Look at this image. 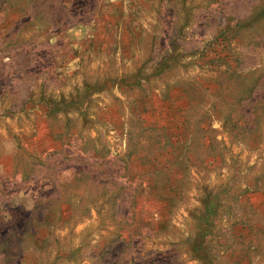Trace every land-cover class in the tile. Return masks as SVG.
Instances as JSON below:
<instances>
[{
    "label": "rangeland",
    "instance_id": "1",
    "mask_svg": "<svg viewBox=\"0 0 264 264\" xmlns=\"http://www.w3.org/2000/svg\"><path fill=\"white\" fill-rule=\"evenodd\" d=\"M128 6L80 36L62 32L96 27L100 0H0V264H205L209 195L213 263L264 264V0ZM249 95L240 142L224 117ZM163 125L194 130L171 131L167 170Z\"/></svg>",
    "mask_w": 264,
    "mask_h": 264
},
{
    "label": "trees",
    "instance_id": "2",
    "mask_svg": "<svg viewBox=\"0 0 264 264\" xmlns=\"http://www.w3.org/2000/svg\"><path fill=\"white\" fill-rule=\"evenodd\" d=\"M61 29H59L60 31ZM55 31H58V30H55ZM58 31V32H59ZM257 82H259V85L261 84V81L259 80H256ZM258 102L259 100L256 99L254 96L252 95H249V96H246V97H241V98H236L235 101H230L229 102V107H231L232 104H234L236 107L239 106L238 108H230L228 113L226 114V116L224 117V123H223V127L225 128V131H227L234 139L240 141V142H243V140H241V134H242V131L243 129L245 131H255L256 130V127H243V121L241 122V119H243V111L245 108H248V114L252 115L253 113H255V111H257L258 109ZM252 119H255V117H253ZM250 120H248L247 122H249ZM173 126V125H172ZM172 126H166V125H163L161 126L160 128L157 127V126H152L150 129L151 131L152 130H155V131H162L164 132L163 134H158V137L161 136V138L164 139V143H161L158 148H159V154L157 156L161 157L162 159L161 160H165V168L167 170L168 167H170V165H173V163L171 162V160L169 158H167V154H165V151L167 149H170V146L171 148L175 145H173V138L175 137L174 134H176L173 130H172ZM184 132H182V127H179V128H176V136L179 138V137H182L184 138L185 140H188V136L190 134V137H191V141L192 139H194V130L190 131L189 130V127H185L184 128ZM164 130V131H163ZM187 130L190 131V133L188 134L187 133ZM198 130L200 131H203V132H207V131H213V128L211 127V125H206V126H202L198 128ZM168 131V132H167ZM174 132V134L172 132ZM171 132V133H170ZM212 140L211 137L203 134V141L205 143V145L207 143H209L210 141ZM211 143V142H210ZM209 145V144H208ZM179 147V146H177ZM207 147V146H206ZM132 148L131 147V151L130 153L132 152ZM176 148V147H175ZM180 148V147H179ZM185 153L183 152V155ZM155 155V154H154ZM182 155V154H181ZM155 158V156L153 157ZM183 158L184 156H182V159L180 160V162L176 163L177 165L179 164V166L177 167V173L173 174L175 175V177H171V174H166L167 176H165V189L169 192L170 196H167L168 198V202L171 203V204H174L177 199H178V196L180 193H175L174 190H179V185L181 186L182 183L185 181V177H186V173L184 172L185 170V166L183 165ZM186 159V158H184ZM188 160V159H186ZM147 161H151V157H148L147 158ZM158 171V170H156ZM151 179V178H150ZM153 179V178H152ZM151 179V180H152ZM154 181V179H153ZM258 186V185H257ZM151 187H156V184H154L153 186ZM256 187V186H255ZM260 188V186H258ZM248 190L249 189H246L244 191H242L241 193L242 194H247L248 193ZM253 192V191H252ZM249 193L245 199H249V202L251 201V198H252V195L253 193ZM258 192L257 189L255 188L254 189V193ZM204 205H205V211L198 217V220L200 221V225H199V230L200 228L203 227L202 231L203 232H199L198 233V239L196 240V244L193 248V251H195L198 255L197 257L202 260L203 263L205 264H214L212 259L210 257V255L208 254V248H210V244L209 242H207V235L208 233H211L212 229H213V225H215V222H214V219L215 217L218 216V212H219V207L221 206V202L218 203V202H215L214 199H211L210 198V195H209V198L206 199V202H203ZM176 204V203H175ZM252 230L256 228V226H252L250 225ZM5 242H7V239L5 240ZM195 249V250H194ZM207 252V253H206Z\"/></svg>",
    "mask_w": 264,
    "mask_h": 264
},
{
    "label": "crops",
    "instance_id": "3",
    "mask_svg": "<svg viewBox=\"0 0 264 264\" xmlns=\"http://www.w3.org/2000/svg\"><path fill=\"white\" fill-rule=\"evenodd\" d=\"M100 3H101V6L104 7V11L100 15L101 17L95 22L96 27L95 26H91V28L81 27L80 29L70 28V29L64 30L62 33L70 34L72 32L75 34H79L80 36H86L84 35V32H88L89 35H93V36L100 35L95 32H100L101 29L99 28L103 29L106 24H109V12L117 11L118 14L121 13V15H125L124 10H127L129 8L128 0H100ZM106 14L108 15L107 17H106ZM103 15H105L104 19H103ZM121 30L123 29H120V30L116 29L115 33L120 34L122 32ZM77 41H80V39ZM76 44L78 45L77 42L74 45L77 46Z\"/></svg>",
    "mask_w": 264,
    "mask_h": 264
}]
</instances>
